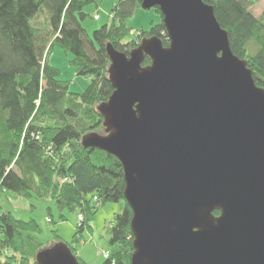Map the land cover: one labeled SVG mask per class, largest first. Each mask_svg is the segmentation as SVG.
<instances>
[{
  "label": "water",
  "instance_id": "1",
  "mask_svg": "<svg viewBox=\"0 0 264 264\" xmlns=\"http://www.w3.org/2000/svg\"><path fill=\"white\" fill-rule=\"evenodd\" d=\"M155 7L169 45L159 36L129 54L108 45L105 133L82 137L122 162L131 264H264V87L213 5L142 0ZM37 261L81 264L65 241Z\"/></svg>",
  "mask_w": 264,
  "mask_h": 264
},
{
  "label": "trees",
  "instance_id": "2",
  "mask_svg": "<svg viewBox=\"0 0 264 264\" xmlns=\"http://www.w3.org/2000/svg\"><path fill=\"white\" fill-rule=\"evenodd\" d=\"M103 0H0V193L21 198L55 200L60 219L67 212L84 219L68 242L78 254L84 232L107 202H121L106 230L109 256L101 264H131L133 209L124 196L125 173L114 155L85 147L89 132L105 133L98 106L114 91L109 78L108 45L129 52L144 37L159 36L169 45L163 21L131 34L129 19L142 0H114L108 23L89 34L81 19L85 7ZM214 6L231 48L245 59L256 83L264 87V10L254 13V0H204ZM155 10L162 12L159 7ZM95 18V17H94ZM55 45L73 54L70 62L89 79L82 92L70 91V81L51 64ZM151 62L146 56L143 64ZM48 221L54 222L51 210ZM35 218H17L0 203V264H38L46 250ZM57 241L63 239L54 231Z\"/></svg>",
  "mask_w": 264,
  "mask_h": 264
},
{
  "label": "rangeland",
  "instance_id": "3",
  "mask_svg": "<svg viewBox=\"0 0 264 264\" xmlns=\"http://www.w3.org/2000/svg\"><path fill=\"white\" fill-rule=\"evenodd\" d=\"M254 1H256L258 12L264 8V0ZM113 2L114 0H103L98 4L93 2L85 7L84 11L88 15L81 19V24L89 34L92 35L96 29L109 22ZM97 13L100 15L99 19L94 18V14ZM161 21L162 17L155 8L139 9L129 19V26L132 28L131 34L136 36L139 29L149 28L151 23L156 24ZM72 57L73 54L70 51L66 52L59 45H55L49 55L51 64L61 70V78L70 81V91L82 92L88 86L89 79L77 74L76 67L70 62ZM0 203L4 209L12 211L17 218L27 220L33 217L36 219L41 227L38 236L45 248H50L58 242L54 231H57V234L63 239L62 241L71 242L76 225L82 222V213L77 215L74 212H67L66 219H60L55 200L51 198H21L11 191H1ZM122 206L121 202H107L98 209L91 221L93 230L84 232V239L78 246V254L81 250L83 256H88L86 259L95 264H101L108 257L106 255L109 252L106 230L113 225L115 215ZM50 210L55 223L48 221Z\"/></svg>",
  "mask_w": 264,
  "mask_h": 264
},
{
  "label": "crops",
  "instance_id": "4",
  "mask_svg": "<svg viewBox=\"0 0 264 264\" xmlns=\"http://www.w3.org/2000/svg\"><path fill=\"white\" fill-rule=\"evenodd\" d=\"M253 10H254V13H255L256 15H260V14L263 12L264 8H262V9L259 10V12H258V11H257V8H256V4H255L254 7H253ZM79 254H80V256H81L84 260H86L87 262H89V260L86 259V257H88V256H83V252H82L81 250H80ZM89 263H92V262H89Z\"/></svg>",
  "mask_w": 264,
  "mask_h": 264
},
{
  "label": "built area",
  "instance_id": "5",
  "mask_svg": "<svg viewBox=\"0 0 264 264\" xmlns=\"http://www.w3.org/2000/svg\"><path fill=\"white\" fill-rule=\"evenodd\" d=\"M94 17H95V18H99L100 15L97 13V14H94ZM83 219H84V217L81 216V221H82ZM106 255L109 256V252H107Z\"/></svg>",
  "mask_w": 264,
  "mask_h": 264
},
{
  "label": "flooded vegetation",
  "instance_id": "6",
  "mask_svg": "<svg viewBox=\"0 0 264 264\" xmlns=\"http://www.w3.org/2000/svg\"><path fill=\"white\" fill-rule=\"evenodd\" d=\"M214 214H215L216 216H219V215H220V211H219V210H214Z\"/></svg>",
  "mask_w": 264,
  "mask_h": 264
},
{
  "label": "bare ground",
  "instance_id": "7",
  "mask_svg": "<svg viewBox=\"0 0 264 264\" xmlns=\"http://www.w3.org/2000/svg\"><path fill=\"white\" fill-rule=\"evenodd\" d=\"M95 19H99V18H95Z\"/></svg>",
  "mask_w": 264,
  "mask_h": 264
}]
</instances>
